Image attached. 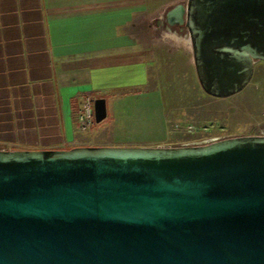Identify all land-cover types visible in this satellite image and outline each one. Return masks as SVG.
Here are the masks:
<instances>
[{"label":"water","instance_id":"95a60500","mask_svg":"<svg viewBox=\"0 0 264 264\" xmlns=\"http://www.w3.org/2000/svg\"><path fill=\"white\" fill-rule=\"evenodd\" d=\"M197 79L227 99L264 62V0H189ZM95 121L107 117L94 100ZM0 264H264V136L0 150Z\"/></svg>","mask_w":264,"mask_h":264},{"label":"crops","instance_id":"0c3cea01","mask_svg":"<svg viewBox=\"0 0 264 264\" xmlns=\"http://www.w3.org/2000/svg\"><path fill=\"white\" fill-rule=\"evenodd\" d=\"M188 1L0 0V150L161 146L165 68L187 61L197 78ZM85 96L112 106L108 143L78 132ZM130 98L148 101L146 135L119 121Z\"/></svg>","mask_w":264,"mask_h":264},{"label":"rangeland","instance_id":"374dc122","mask_svg":"<svg viewBox=\"0 0 264 264\" xmlns=\"http://www.w3.org/2000/svg\"><path fill=\"white\" fill-rule=\"evenodd\" d=\"M177 62L165 68L167 81L160 84L165 90L164 104L168 112L167 118L171 120V132L166 142L153 147L192 146L264 134L263 61L254 63L252 79L245 89L227 99H218L206 94L194 72L191 70V73H187V61L185 64L182 61ZM151 85L154 86V83ZM124 103L120 109L124 108L122 111H127L128 115L120 114L119 121L137 126L136 135L148 134L144 129L152 118L147 110L148 101L130 98ZM107 111V118L99 124L95 122L94 128H91L92 140L86 141L87 143L105 144L111 139L112 131L105 129V126L113 125L115 117L112 106L109 105Z\"/></svg>","mask_w":264,"mask_h":264},{"label":"built area","instance_id":"2783aa9c","mask_svg":"<svg viewBox=\"0 0 264 264\" xmlns=\"http://www.w3.org/2000/svg\"><path fill=\"white\" fill-rule=\"evenodd\" d=\"M94 98L85 96L83 99L81 111L78 117V132L86 133L95 124Z\"/></svg>","mask_w":264,"mask_h":264},{"label":"flooded vegetation","instance_id":"af4514ba","mask_svg":"<svg viewBox=\"0 0 264 264\" xmlns=\"http://www.w3.org/2000/svg\"><path fill=\"white\" fill-rule=\"evenodd\" d=\"M259 136H264V134H262V135H259Z\"/></svg>","mask_w":264,"mask_h":264}]
</instances>
